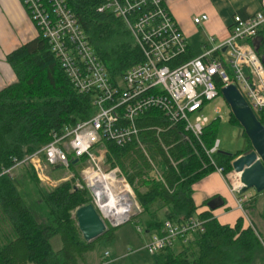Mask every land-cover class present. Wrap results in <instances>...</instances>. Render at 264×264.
Returning a JSON list of instances; mask_svg holds the SVG:
<instances>
[{
    "label": "trees",
    "instance_id": "1",
    "mask_svg": "<svg viewBox=\"0 0 264 264\" xmlns=\"http://www.w3.org/2000/svg\"><path fill=\"white\" fill-rule=\"evenodd\" d=\"M260 1L264 9V0ZM67 2L112 81L116 82L142 61V53L124 22L111 11L98 10L104 0ZM262 33L260 30L258 35ZM6 59L16 81L0 89V264H78L94 249L98 238L111 239L114 232L113 227H108L102 235L87 242L78 229L75 211L91 203L89 190L84 185L75 187L80 178L79 167L86 163V158L70 155L69 170L73 177L53 187L42 184L29 166L20 167L24 172L22 178H18L15 170L10 174L1 172L12 165V157L20 159L33 153L50 142L54 133L61 134L65 127L89 119L95 113L93 96L75 91L40 35L11 51ZM150 117L162 118L155 109L141 114L136 121L141 129L139 137L148 141L162 159L163 181L154 177L143 179L147 189L143 192L135 189L143 209L135 218L147 234L161 233L166 220L182 224L196 215L205 221L203 231L193 233L184 243L181 241L179 251L172 246L158 251L154 263L264 264V234L253 226L245 227L243 217L229 225L221 224L210 211L197 213L191 185L215 171L201 145L184 130L182 123L176 131L161 132L159 141L156 131L147 129L155 123ZM257 118L264 123V112L258 113ZM230 119L238 123L231 112ZM214 120L217 118L203 130L206 148H211L216 139ZM164 122L167 127L169 124ZM178 132L186 140L173 145L176 139L171 134ZM103 144L108 148L107 160L113 165L111 157L120 158L129 143ZM136 146L137 143L131 142V150L140 164L135 167V160L131 159V166L137 168L131 173V182L136 176L148 175L144 170L149 168ZM248 148L232 156L217 150L214 157L227 173L233 170L232 160ZM172 160L177 161L176 166ZM60 168L51 166L50 170ZM260 194L264 191L254 192L250 200L256 202ZM208 202L210 199L205 201ZM260 216L264 219V203ZM55 236L61 239L59 249L51 245Z\"/></svg>",
    "mask_w": 264,
    "mask_h": 264
},
{
    "label": "built area",
    "instance_id": "2",
    "mask_svg": "<svg viewBox=\"0 0 264 264\" xmlns=\"http://www.w3.org/2000/svg\"><path fill=\"white\" fill-rule=\"evenodd\" d=\"M21 2L75 91L92 94L95 113L87 120L65 127L61 134L54 133L52 140L35 152L20 159L12 157V165L1 173L10 174L18 167L29 166L41 181H47L48 167L59 165L67 169L70 155L85 157L88 167L82 169L84 186L89 189L91 204L106 230L127 222L143 209L118 166L103 171L101 164L106 161L108 151L103 149L98 155L94 152L96 146L104 141L118 146L133 141L140 144L141 129L136 121L141 114L155 109L168 127L182 123L184 130L203 148L209 164L223 174V166L218 165L214 157L219 140L216 139L211 148H206L202 142L204 127L211 121L204 112L205 103L219 97L222 87L234 83L256 116L264 112V62L250 44L264 27L263 8L246 17L234 15L226 39L183 61L188 47L186 36L164 0H104L98 10L111 11L124 22L143 57L114 82L67 0ZM206 19L202 14L193 21L197 24ZM171 163L177 165V161ZM237 178L236 182H231V189L237 192V207L243 210L251 195L240 192L242 184L240 176ZM159 180L163 181L162 176ZM78 185L76 187H83ZM111 192L119 196L117 203L110 202ZM111 203L114 209L110 206L109 212H105L107 204ZM134 203L139 210L136 215ZM204 223L196 215L182 224L166 220L161 233L151 234L144 248L154 255L176 240L184 243L193 233L203 231ZM136 230L143 232L139 222ZM107 255L105 252L104 257Z\"/></svg>",
    "mask_w": 264,
    "mask_h": 264
},
{
    "label": "crops",
    "instance_id": "3",
    "mask_svg": "<svg viewBox=\"0 0 264 264\" xmlns=\"http://www.w3.org/2000/svg\"><path fill=\"white\" fill-rule=\"evenodd\" d=\"M164 2L186 36L188 44L186 59L196 57L200 55L205 48H213L220 41L226 39L229 35L234 15L246 17L262 9L260 0H164ZM202 14H205L207 19L197 24L194 23L193 18ZM262 30V35L250 41V44L256 51L258 50V52L259 47L261 46L262 48L264 45V27ZM38 35V29L31 21L21 0H0V89L16 81V76L7 62V54L36 38ZM210 38L213 40L211 41ZM148 119L153 120L155 123L153 124L154 126H149L147 129L155 130L156 135L159 137V141H162L159 135L161 132L168 134L167 131L169 129H171L170 131H176L178 126H164L165 122L161 117H150ZM158 128L163 130L158 131ZM171 135L176 139L173 145H177L180 141L186 140V137L183 136L181 132L172 133ZM139 141L140 144L136 141L133 142L137 143L136 147L141 149L143 162L149 167L148 169L145 168L144 172L152 171V168L154 169L155 166L162 170L163 162L158 152H156L154 148L152 149L148 141H142L140 137ZM162 147L164 150L168 148H166L164 144ZM107 159L106 161L109 166L119 167L130 185H133L142 192L147 189L144 186L145 184H142V180L147 179L151 174H142L140 178L136 176L131 182V173H133V170L137 169L135 167H138L140 164L134 151L131 150V142L126 146L125 152L120 158L111 157L110 161H113V165H111ZM131 159L135 160V167L131 166ZM191 189L192 198L197 207V213L210 211L213 217L221 224L229 225H234L239 217H243V210L239 209L236 203L238 194L232 191L231 185L226 180L225 175L213 171L199 181L193 183ZM207 199H210V202L205 203ZM142 233H144V236L141 238L142 245L137 249L138 251L144 249V245L151 236V234H147L144 231ZM113 238H116L114 232L112 239ZM59 248L60 247L57 249ZM109 255L108 253V255L104 257L103 254L100 258V264L108 262L107 258ZM121 256L122 255L117 256L118 258L116 260L124 258ZM84 262L85 256L83 263Z\"/></svg>",
    "mask_w": 264,
    "mask_h": 264
},
{
    "label": "rangeland",
    "instance_id": "4",
    "mask_svg": "<svg viewBox=\"0 0 264 264\" xmlns=\"http://www.w3.org/2000/svg\"><path fill=\"white\" fill-rule=\"evenodd\" d=\"M258 52L261 57L264 59V45ZM218 110V112L216 111ZM204 112L208 117L214 120L212 123V127L214 129V135L217 140H219L220 145L218 150H222L228 153H236L239 150H244L248 148L249 144L247 138L243 134L242 127L240 124L235 122L234 120L230 119V108L227 103L224 101L223 97L220 95L216 99L212 101H208L205 103ZM215 139V140H216ZM108 148L106 145H98L94 148V152L96 154H100V152ZM216 160V158H215ZM217 162V160H216ZM84 164L82 167H79V179L76 180V184L78 186L84 185V180L82 177V169L88 167L87 162H83ZM218 164V163H217ZM219 165V164H218ZM103 171H107L111 166H109L108 162L103 160L102 164ZM22 167V166H21ZM60 168V167H58ZM214 168V167H213ZM224 168V167H223ZM15 172L18 178H22L24 172L21 171V168L18 167L15 169ZM46 175L49 180L41 181L42 184L53 187L57 184L66 181L73 177V173L69 170V168H60L57 171L53 172L50 170V167L46 169ZM148 178L154 177L159 179V176H162L161 170L155 166L152 168V171L147 173ZM224 175H228L229 179H226L229 184L232 186L231 182L237 181V176H240L239 173H234V171H228L227 173H223ZM133 187V191L135 194L136 187ZM81 188V187H79ZM89 190V189H88ZM248 194H254L253 189L246 191ZM90 193V192H89ZM91 196V195H90ZM136 197V194H135ZM257 201L249 200L243 207V220L244 226H253V228L258 231L260 234H264V219L260 216V213L263 209L264 203V194H260L257 196ZM137 199V197H136ZM252 199V197H251ZM137 219L133 217L132 219L128 220L127 222L117 226L114 228V233L116 238L114 239H105V238H98L95 241V246L92 251L87 252L85 256V262H79L78 264H100L101 263V256L107 251L110 255L107 258L105 264H155L154 258L155 254H149L146 249H141L138 251L137 249L140 248L142 245L141 238L144 236V233L140 234L136 230ZM190 239V238H189ZM51 245L53 249H57L61 246V239L59 236H55L51 239ZM182 243L180 240H176L172 247L175 251H179L181 249ZM137 250V251H136ZM132 251V252H131ZM124 257L121 260H116L119 256Z\"/></svg>",
    "mask_w": 264,
    "mask_h": 264
},
{
    "label": "water",
    "instance_id": "5",
    "mask_svg": "<svg viewBox=\"0 0 264 264\" xmlns=\"http://www.w3.org/2000/svg\"><path fill=\"white\" fill-rule=\"evenodd\" d=\"M261 59L264 62L263 57ZM220 93L250 142V148L231 162L233 171L240 174L242 184L240 192L250 189L258 193L262 192L264 191V123L257 118L234 83L222 87ZM219 152L229 156L233 155L222 150ZM56 167L60 166L56 165ZM131 199L134 200L133 197ZM133 212L134 215L139 212L135 203ZM75 218L78 229L87 242L96 239L106 230L105 223L91 203L78 207L75 211Z\"/></svg>",
    "mask_w": 264,
    "mask_h": 264
},
{
    "label": "bare ground",
    "instance_id": "6",
    "mask_svg": "<svg viewBox=\"0 0 264 264\" xmlns=\"http://www.w3.org/2000/svg\"><path fill=\"white\" fill-rule=\"evenodd\" d=\"M105 192V191H104ZM103 192H99V194L101 195ZM109 199H110V202H111V200H112V203H117L118 202V199H119V196L118 195H115V194H113L112 192L110 193V195H109ZM107 204V206H106V208H105V212H109V210H110V206H111V208L112 209H114V207L113 206H115L114 204ZM113 205V206H112Z\"/></svg>",
    "mask_w": 264,
    "mask_h": 264
},
{
    "label": "flooded vegetation",
    "instance_id": "7",
    "mask_svg": "<svg viewBox=\"0 0 264 264\" xmlns=\"http://www.w3.org/2000/svg\"><path fill=\"white\" fill-rule=\"evenodd\" d=\"M257 36H259V35H257ZM261 49V46L259 47V50ZM260 52V51H259Z\"/></svg>",
    "mask_w": 264,
    "mask_h": 264
}]
</instances>
